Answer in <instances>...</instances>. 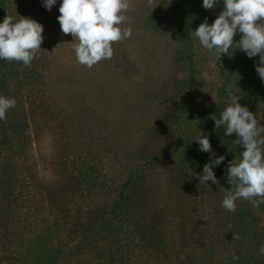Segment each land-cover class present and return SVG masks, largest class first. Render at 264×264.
<instances>
[{"label":"rangeland","instance_id":"374dc122","mask_svg":"<svg viewBox=\"0 0 264 264\" xmlns=\"http://www.w3.org/2000/svg\"><path fill=\"white\" fill-rule=\"evenodd\" d=\"M182 1L129 0L132 35L89 68L60 30V0H0V22L30 17L44 36L30 67L0 60V95L16 100L0 121V264H264V203L221 206L243 149L208 119L239 92L264 126L259 57L203 49L193 32L223 0ZM220 155L217 182L199 184Z\"/></svg>","mask_w":264,"mask_h":264},{"label":"clouds","instance_id":"9594fccd","mask_svg":"<svg viewBox=\"0 0 264 264\" xmlns=\"http://www.w3.org/2000/svg\"><path fill=\"white\" fill-rule=\"evenodd\" d=\"M151 2V0H150ZM219 0H202L205 10L214 9ZM57 0H42L43 6L51 11ZM129 0H60L57 20L63 34H71L78 41L74 45L76 60L91 68L101 60L111 59L112 44L132 35L131 27H121L128 21L125 13L129 10ZM20 17V16H19ZM43 25L30 17L16 20L6 15L0 22V60L20 62L30 67L38 58L44 40ZM240 39L234 41V36ZM194 38L203 49L214 50L232 58L237 49L248 58L259 57L255 70L264 83V0H223V9L212 23L207 17L193 32ZM229 94V103L219 116L209 115L214 126L223 127L224 136L235 134L234 143L242 147L239 159L227 165L226 180L230 187L221 201V206L235 212L236 201L243 199L254 207L264 203V126L258 127L256 115L239 101L242 94ZM16 100L0 95V121L5 120L9 109L15 107ZM198 151L210 152L211 145L207 135L200 134ZM223 155L205 163L202 175L196 174L199 184L217 182L213 168L221 164ZM264 255V246L259 248ZM233 261L239 257L233 253Z\"/></svg>","mask_w":264,"mask_h":264},{"label":"trees","instance_id":"16d2710c","mask_svg":"<svg viewBox=\"0 0 264 264\" xmlns=\"http://www.w3.org/2000/svg\"><path fill=\"white\" fill-rule=\"evenodd\" d=\"M3 2L4 1H2V4H3ZM183 3H185V5H184V7H186V9L188 10V9H191L190 8V6H189V4H188V1L187 0H183L182 1ZM181 10H185L183 7H181ZM2 15H0V17H1ZM3 76V66L1 67V65H0V79H1V77ZM146 171L144 170V172H141V173H145ZM139 175H141L140 173H139Z\"/></svg>","mask_w":264,"mask_h":264}]
</instances>
